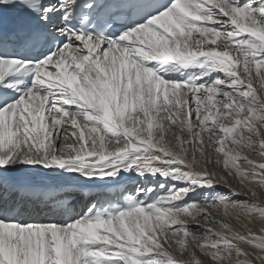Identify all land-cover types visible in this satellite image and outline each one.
<instances>
[{
    "label": "snow or ice",
    "instance_id": "obj_1",
    "mask_svg": "<svg viewBox=\"0 0 264 264\" xmlns=\"http://www.w3.org/2000/svg\"><path fill=\"white\" fill-rule=\"evenodd\" d=\"M0 264H264V0H0Z\"/></svg>",
    "mask_w": 264,
    "mask_h": 264
},
{
    "label": "bare ground",
    "instance_id": "obj_2",
    "mask_svg": "<svg viewBox=\"0 0 264 264\" xmlns=\"http://www.w3.org/2000/svg\"><path fill=\"white\" fill-rule=\"evenodd\" d=\"M34 182L35 183H40V178H34ZM234 187L236 188H239V185L236 184L234 185ZM259 191V189H257ZM97 191H116V189L114 188H110L109 186L107 185H104V184H88V185H85L83 186L82 188L78 189V192L79 193H89V192H97ZM218 191H221V192H227V189H218ZM242 198V197H241ZM81 200H82V196L81 195H76L74 197V203L77 205V207L80 206V203H81ZM256 227H259V225L257 224ZM197 255L199 256V253H197ZM201 259H203V257H201Z\"/></svg>",
    "mask_w": 264,
    "mask_h": 264
},
{
    "label": "rangeland",
    "instance_id": "obj_3",
    "mask_svg": "<svg viewBox=\"0 0 264 264\" xmlns=\"http://www.w3.org/2000/svg\"><path fill=\"white\" fill-rule=\"evenodd\" d=\"M196 234H197V235H200V233H199V232H197Z\"/></svg>",
    "mask_w": 264,
    "mask_h": 264
}]
</instances>
